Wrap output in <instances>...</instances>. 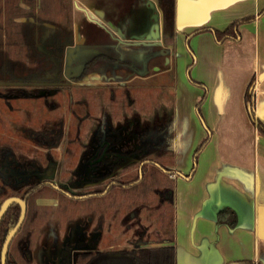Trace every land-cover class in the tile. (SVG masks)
Instances as JSON below:
<instances>
[{"label":"crops","instance_id":"obj_1","mask_svg":"<svg viewBox=\"0 0 264 264\" xmlns=\"http://www.w3.org/2000/svg\"><path fill=\"white\" fill-rule=\"evenodd\" d=\"M67 2L74 39L81 43L84 41V35H80L81 22L103 21L106 9L111 19L109 26L115 30L113 22L124 24L123 31L129 37L149 30L154 11L160 22L155 0ZM143 5L147 9L142 11ZM138 10L145 15L143 19L150 20H145L146 27L132 28L130 18ZM248 15L254 17L239 24L237 39L217 41L210 29L198 31L189 38L194 62L191 78L187 75L188 81L183 85L194 91L192 113L182 111L180 85H177L174 123L177 127L180 121L184 137L191 129L193 132L188 147L183 151L173 145L172 156L166 160L179 171V174L173 172L177 264H227L243 259L264 264V135L250 121L243 98L245 86L254 75L256 114L264 119V0H175V44L177 47L185 44L189 63L187 33L201 27L223 29L234 19ZM115 32L122 31L117 28ZM113 33L109 35L114 37ZM150 75L146 73L144 77ZM193 80L203 82L207 89L200 104L202 120L196 110L202 87ZM206 135L209 137L198 154L194 171L185 176L190 172L195 147ZM217 205L234 210V226L217 222Z\"/></svg>","mask_w":264,"mask_h":264},{"label":"flooded vegetation","instance_id":"obj_2","mask_svg":"<svg viewBox=\"0 0 264 264\" xmlns=\"http://www.w3.org/2000/svg\"><path fill=\"white\" fill-rule=\"evenodd\" d=\"M131 1L140 2L142 0ZM109 17L108 9H106L103 21L96 22L101 28L90 47L95 48L91 54L97 52L100 57L90 65L85 75L76 77L81 71L82 65L76 73L68 71L65 63L69 54L67 47L63 51V61L59 74L53 71L47 73L48 80L25 82L44 86L40 89L41 93L39 95L31 97H42L51 105L53 104V101H50L51 96L65 89L68 97L73 99V87L87 85L83 81L87 75L91 78L92 76L97 78V76L88 73L95 71L93 66L98 61L102 62V66L114 62L133 66L129 61L122 58L121 54L115 55L107 50L112 46L110 43L111 36L106 32L104 25L105 23L109 26V22H111ZM112 24L116 27V30L117 28L121 29L120 34L116 33L119 37L129 38V34L127 33V35L123 31L124 24L114 22ZM86 30L87 23L81 22L80 35H84V40ZM83 43L84 41L77 44L82 46ZM160 45L144 46L147 50L143 52L141 65L147 59V64H150L152 69L159 71L160 65L157 63L158 60L155 59L154 54L155 49H159L163 55L165 44L162 40ZM151 58L154 60L149 62ZM162 59L163 61L164 59L167 60V56H162ZM143 68L142 66L140 69ZM101 69L102 67L96 71L102 73ZM69 73L71 75L65 77ZM80 80L81 82H79ZM76 99V103H79L81 97ZM73 115H75L77 122L72 129L73 133L70 132L71 136H75V138L73 136L74 139H68L70 143L60 144L61 136L66 130L59 124L49 128L29 130V135L39 144L45 146L43 156L34 153L27 160L26 153L21 150L17 153L2 154L1 151L4 146L0 144V204L9 196H18L23 199L21 193L25 190L24 183L26 182L40 185L39 189L32 193L29 204L24 199L26 209L23 221L29 205L28 219L30 225L26 234L17 237L15 240L14 248L17 254L14 255L15 258L18 260L22 258L21 264H84L87 260L83 259L92 254L94 259H88L90 260L87 262L88 264L91 261H95V264L102 262L116 264V259H118V264H138L126 252L127 249L166 244L175 246L173 231L171 236L164 238L145 236L146 230H143L142 227V221H144L142 213L149 203L141 197L144 194L142 187L137 188L135 192H124V196L121 197L112 186L119 175H124L128 171H132V174L138 172V178L120 186L139 182L142 179L140 174L141 164L143 160L149 159L133 154L134 151L136 153L141 151L140 147L134 148V142L125 143L123 141V137L131 131H125V134L115 137L112 136V129L109 127V133L104 134V140H91L84 148L83 144L76 141V137L81 135L79 124L83 118L76 114V110H74ZM156 116L147 118L148 116L142 113L141 116L137 115L140 121H147ZM130 119L132 118L128 117L127 123H130ZM155 119L158 120L157 117ZM117 128L119 129L120 126ZM96 131L89 134L92 137L97 136ZM139 136L140 138L144 137V135ZM116 142L121 145V148L131 147V145L133 148L115 149L113 147ZM59 145L62 148V153L59 157H55L51 150L52 147ZM74 154L76 155L75 158ZM42 157H45V159ZM154 161L152 162L153 165H159L157 161V164ZM117 174L119 175L117 176ZM173 176V171L167 173L169 179H173ZM166 184L168 188L164 192L160 191V187L157 190H152L158 195L159 201L157 204L159 205L165 199L173 200L174 183L169 182ZM6 190L13 193L4 196ZM131 195L135 197H130ZM39 199H45V202L39 201ZM137 215L140 216V221L132 225L130 219L135 218ZM22 223L20 226H22ZM122 236H124L123 240H121Z\"/></svg>","mask_w":264,"mask_h":264},{"label":"rangeland","instance_id":"obj_3","mask_svg":"<svg viewBox=\"0 0 264 264\" xmlns=\"http://www.w3.org/2000/svg\"><path fill=\"white\" fill-rule=\"evenodd\" d=\"M100 1L106 2L107 0ZM141 9L143 11V9L146 10L147 8L143 5ZM90 14L91 17L97 19L92 12ZM138 16L139 18L137 19ZM144 16L141 15L139 10L132 15L130 20H132L133 25L131 24V27H146L147 22L145 20L150 19L149 17L143 19ZM137 20L138 23H136ZM104 25L106 32L112 33L113 31L115 33V35L113 33L114 37H111L112 40L110 41L112 46L107 48V50L115 55L121 54L120 56L133 64V66L117 62L102 66V62L98 61L93 66L95 71L88 73L97 76V78L93 76L91 78L87 75L83 81L88 86L73 87V99L68 97L65 89L57 92L51 96L50 101H53L51 105L42 97H0V144L4 146L1 152L2 154L17 153L21 150L26 153L27 160L34 153L38 156H43L45 146L34 140L28 132L30 129L49 128L50 126H57V124L66 130L61 136L60 144L70 143L68 139L74 136H71L70 132L73 133L72 129L77 122L75 115H73L74 110H76V114L83 118L79 124L81 135L76 137L77 143L83 144L85 148V145L91 140L102 141L104 140V134L109 133V127L112 129V136L115 137L125 134V131H131L127 136L123 137V141L125 143L134 142V148L140 147V153L134 151L133 154L155 160V163L157 161L166 166V168H162L161 179L165 183L173 182L175 184L176 180L169 179L166 174L168 171L179 174V171L175 165H169L171 162L166 160L172 156L173 145L175 147L176 145L179 146L183 151L188 147L193 132V129H191V133L184 137L181 134L183 127L179 126L180 121L177 127L174 123L177 85H180V106L182 111L186 114L192 113L191 105L194 91L190 87H184L186 81H188L186 65L189 61L185 44L178 45V47L175 43L173 47L164 45L163 49L165 52L163 55L159 49H155V59L158 60L157 63L160 65L159 71H156L150 67V64H147V59L141 65V59L144 55L143 52L147 50L144 46L160 45V38L145 40L144 38L129 37L124 39L116 34V29L114 30V28L105 23ZM77 43L80 44L81 42L78 39H74V42L70 45L73 49L68 52L72 54L71 60L65 62L68 71H73L74 73L79 71L82 62L92 52L91 48L80 46ZM176 47L177 51L174 50ZM162 56H167V60L164 59L163 61ZM152 60L154 59L151 58L149 62H152ZM142 66L144 68L140 69ZM101 67L103 69H101L102 73H98L96 70ZM146 73L151 75L145 78ZM70 75L69 73L64 76L68 77ZM17 84L28 85V83L20 81L3 79L0 80V90L6 89L9 85ZM77 97H81L79 103L75 101ZM141 113L148 116L147 118L157 114L158 120L153 117L147 121H140L137 115L141 116ZM128 117L132 118L130 123H127ZM108 120L110 121L107 122ZM118 126H120L119 129L117 128ZM95 130H97V136L92 137L89 133ZM139 135H144V137L140 138ZM133 146L121 148V145L116 142L113 148L125 150L133 148ZM51 151L55 157H59L62 153V148L60 145L55 146L52 147ZM75 156L74 154V158ZM42 158L45 159V157ZM130 177H132V171L119 175L116 181H125ZM149 179L142 178L137 183L119 186V189L122 188L126 193L135 192L137 188L142 187L144 194L141 197L149 203L142 213L144 218L142 227L143 230H146L145 236L169 237L174 227L176 203L173 200L165 199L160 202V205L157 204L159 201L158 195L155 191L152 192L150 190ZM130 197L135 196L131 195ZM39 201L45 202V199H39ZM139 221L140 216L138 215L130 219L132 225L137 224ZM29 225L30 220L26 218L17 237L24 236ZM183 234H185V230ZM123 239L124 236L121 237V240ZM14 247L15 245L13 244L10 252L16 256ZM19 260L22 263V258Z\"/></svg>","mask_w":264,"mask_h":264},{"label":"trees","instance_id":"obj_4","mask_svg":"<svg viewBox=\"0 0 264 264\" xmlns=\"http://www.w3.org/2000/svg\"><path fill=\"white\" fill-rule=\"evenodd\" d=\"M57 3L55 6L53 3ZM160 12V28L161 40L167 46H174L175 43V0H155ZM67 0H0V80H9L17 82H33L48 80L47 73L56 71L61 72L63 61V51L74 42L73 35V19L71 16L70 6ZM254 15L243 16L231 21L223 29H215L209 27H201L186 34L185 42L191 54V60L187 64V75L190 77V68L194 62L193 50L189 44V38L192 34L210 29L213 31L217 41L225 38L239 37L238 26L240 23L250 20ZM87 23L86 37L82 46L90 47L100 31V25L95 21H85ZM93 40V41H92ZM100 57L99 53L87 55L82 64L81 71L76 77L83 76L88 71L90 65ZM121 62L122 59H120ZM192 80V79H191ZM194 81V80H193ZM255 77L252 75L248 80L244 90V104L250 121L260 134L264 135V120L256 114L255 108ZM202 87V94L196 102V110L202 120L200 112V104L206 95V86L203 82L194 81ZM42 85L33 84H17L9 85L6 89L0 90V97H31L39 95ZM209 135H206L195 147L192 155V164L188 176L194 171L198 154L204 144L207 142ZM152 159H145L141 164L140 174L142 178H150V190L164 192L168 188L167 184L161 179L163 170L166 168L159 163L158 166L152 164ZM172 172V171H168ZM167 175V174H166ZM138 178V172L132 174L127 181H116L114 190L120 196H124V190L119 189L121 184H128V181ZM25 190L21 196L30 203L32 193L39 189L38 184L31 182L24 183ZM13 192L6 190L4 196H9ZM20 212V206L16 202H12L0 219V264L1 248L8 230L15 224ZM29 214V205L27 207L26 218ZM217 222H226L229 226H234L236 217L234 210L225 206L216 216ZM25 221V220H24ZM23 221V223H24ZM22 223V225H23ZM20 226L15 235L12 237L6 255L5 264H21L10 252L11 246L15 243L17 235L20 232ZM132 259L138 264H177L176 248L173 244L137 247L127 249ZM93 255H88L83 260H87L84 264H88V259ZM116 259V264H118ZM246 264H263L260 261L252 259L239 260ZM90 264H95L91 261ZM100 264H107L102 262Z\"/></svg>","mask_w":264,"mask_h":264},{"label":"water","instance_id":"obj_5","mask_svg":"<svg viewBox=\"0 0 264 264\" xmlns=\"http://www.w3.org/2000/svg\"><path fill=\"white\" fill-rule=\"evenodd\" d=\"M150 7L154 10L153 3H150ZM152 20H153V23L151 24V27H149V30L147 32H144V33H141V34H138V35L134 34L132 37L133 38H137V39L144 38V39H147V40H150L152 38H160V40H161L160 22H159V19H158V13L155 12V11L152 13ZM72 49H73V47L69 46L67 50L71 51ZM71 55L72 54H68L67 55V61L71 60ZM12 202H16V203L19 204L20 212H19L17 221L8 230V232L6 234V237L4 239V242L2 244V248H1V263L2 264H5L9 243H10L12 237L14 236V234L16 233L17 229L21 225V223L23 221V218L25 216V209H26L25 200L20 198V197H18V196H9V197L5 198L0 204V219L3 216L4 212L6 211V209L8 208V206ZM225 206H227V205H217L216 208H215V216H217V213L219 212V210H221ZM227 264H246V263H240V262H237V261H231V262H228Z\"/></svg>","mask_w":264,"mask_h":264}]
</instances>
